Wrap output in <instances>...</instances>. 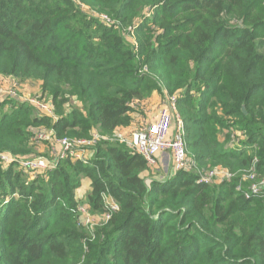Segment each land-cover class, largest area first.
Instances as JSON below:
<instances>
[{
	"label": "trees",
	"instance_id": "16d2710c",
	"mask_svg": "<svg viewBox=\"0 0 264 264\" xmlns=\"http://www.w3.org/2000/svg\"><path fill=\"white\" fill-rule=\"evenodd\" d=\"M78 1L114 24L74 0H0V76L40 82L55 113L1 101L0 152L40 155L41 127L109 137L158 92L177 98L196 166L147 179L145 158L110 141L37 179L0 164V264H264V198L246 199L239 177L199 183L255 160L264 176V0ZM84 179L91 212L104 192L120 206L94 228L78 214Z\"/></svg>",
	"mask_w": 264,
	"mask_h": 264
},
{
	"label": "built area",
	"instance_id": "2783aa9c",
	"mask_svg": "<svg viewBox=\"0 0 264 264\" xmlns=\"http://www.w3.org/2000/svg\"><path fill=\"white\" fill-rule=\"evenodd\" d=\"M83 11L91 16L100 19L104 24L112 25L114 22L104 14L90 10L78 0ZM134 43V40L132 38ZM166 104L161 107L157 117L144 122L130 136L117 131L107 137L98 131L93 132L90 138L58 137L56 131L44 127L32 131L30 143L35 146H50V156L35 155L31 157H13L8 153L0 152V164L3 166H16L18 170L26 174L30 179H37L45 176L54 170L60 161L70 159L73 162L88 164L93 158L88 152L94 151L96 145L101 141L119 142L127 145L133 152L143 156L149 167L156 164V158L165 152H170L175 171H190L194 168L195 162L190 161L186 142L184 140V123L177 109V98L167 96ZM15 99L32 105L40 114L54 117V105L47 95H31L25 92L24 84L14 83L9 87L0 85V102ZM138 104H136V107ZM242 137V136H241ZM239 138L233 142L235 145ZM95 154V151H94ZM257 160L252 168L246 171L232 173L225 168H214L200 174L199 183L218 185L226 180L239 179L238 190L246 199L264 198V176L257 172ZM105 211L93 213L89 203H79L78 214L81 221L94 228L103 222H107L120 209L116 200L108 193L102 194Z\"/></svg>",
	"mask_w": 264,
	"mask_h": 264
},
{
	"label": "crops",
	"instance_id": "0c3cea01",
	"mask_svg": "<svg viewBox=\"0 0 264 264\" xmlns=\"http://www.w3.org/2000/svg\"><path fill=\"white\" fill-rule=\"evenodd\" d=\"M14 83H22L24 84L25 87V92L31 95H37L39 93H42V88H41V83L40 82H35V81H29V82H19L18 80H15L12 77H6V76H0V85L4 86V87H9ZM167 96H162L160 93L155 92L153 93V95L148 98L146 101L142 102V103H137L138 107L137 109L132 112L130 114L132 121L131 123L126 126V127H118L116 129L117 132L124 134L126 136H130L136 129H138L140 127V125L145 122L148 121L149 119H153L155 117L158 116L159 111L161 109V107H163L164 104H166L167 101ZM140 124V125H139ZM36 148L41 147L40 150H44V148L46 149V151L42 154H40V152L38 154L40 155H45V156H50L51 151L48 150V148L46 146H35ZM88 155L93 158L94 157V151L92 152H88ZM166 161V165L168 166L166 169L167 174L175 171L174 168V164H173V160L171 157V153L170 152H165L162 153L161 155L158 156V165L156 168H161L162 165H164ZM171 165V166H170ZM171 170V171H170ZM159 178H164L163 176H161L160 174H158ZM87 181L90 182V190L89 192L83 197L81 198L80 194L82 193V188L77 190V194H78V199L79 201H81V203H86L87 197L89 195V193L91 192V185L92 182L90 180L87 179Z\"/></svg>",
	"mask_w": 264,
	"mask_h": 264
},
{
	"label": "rangeland",
	"instance_id": "374dc122",
	"mask_svg": "<svg viewBox=\"0 0 264 264\" xmlns=\"http://www.w3.org/2000/svg\"><path fill=\"white\" fill-rule=\"evenodd\" d=\"M80 7H81V5L80 4H78ZM85 6H87L90 10H92L88 5H85ZM81 9H82V7H81ZM83 10V9H82ZM94 11V10H93ZM87 12V11H86ZM129 29H131V27L130 28H128V30ZM132 36V35H131ZM133 40H134V44L135 45H137V42H136V39L133 37ZM39 94H41V93H39ZM162 96H164V95H162ZM165 96H168L167 94L165 95ZM72 107H77V108H82V105H81V103L80 102H78L77 100H75L74 102H72ZM138 107V106H137ZM137 107H136V109H137ZM149 120H151V119H149ZM148 120V121H149ZM148 121H145V122H148ZM144 123V122H143ZM140 125V124H139ZM141 126V125H140ZM65 137H69V136H65ZM223 137V136H222ZM72 138V137H71ZM221 138V137H220ZM42 146H46L47 148H48V150L50 151V146H47V145H42ZM40 148L41 147H39V149H38V147L36 148V147H34V154H38L39 152H40V154H42V153H44L45 151H46V149L44 148V150H40ZM165 164L164 165H162V167L159 169V168H156L157 167V165H158V159L156 158V164L155 165H153V166H151V167H149L148 168V170L146 171V172H144L143 174H142V176L143 177H145V178H147V179H149V178H151L150 176H152V177H157V178H159L158 177V174H160L161 176H163V177H166V175H167V172H166V169H167V165H166V161L164 162ZM148 164V163H147ZM149 166V165H148ZM171 166V165H170ZM18 171V170H17ZM171 171V170H170ZM82 188V193L80 194V196H81V198H83L88 192H89V190H90V182L89 181H87V179H84L83 181H82V185H81V187H80V189ZM90 206V205H89ZM90 210H91V206H90Z\"/></svg>",
	"mask_w": 264,
	"mask_h": 264
},
{
	"label": "water",
	"instance_id": "95a60500",
	"mask_svg": "<svg viewBox=\"0 0 264 264\" xmlns=\"http://www.w3.org/2000/svg\"><path fill=\"white\" fill-rule=\"evenodd\" d=\"M242 110H243L244 114H246L245 106H243Z\"/></svg>",
	"mask_w": 264,
	"mask_h": 264
}]
</instances>
